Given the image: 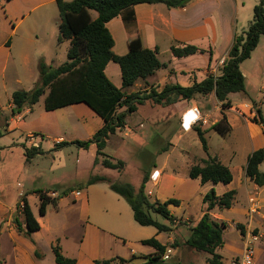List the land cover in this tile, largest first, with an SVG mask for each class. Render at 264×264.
<instances>
[{"label": "crops", "instance_id": "crops-1", "mask_svg": "<svg viewBox=\"0 0 264 264\" xmlns=\"http://www.w3.org/2000/svg\"><path fill=\"white\" fill-rule=\"evenodd\" d=\"M219 1L192 0L184 7L171 8L162 3H143L134 7V25L127 27L121 15L110 20L107 27L115 41L113 46L115 54H126L129 51V41L139 35L144 47L158 49L157 56L161 63L166 65L147 78L139 79L133 85L123 88L121 67L118 63L110 61L105 68L107 77L129 95L136 92H150L153 89L159 93L168 85L179 84L189 87L195 82H201L209 74L218 75L222 62L233 45L235 34L238 33L234 23L235 15L228 14L227 8ZM54 3H57L56 0H0V6L5 14L4 21L0 24V83L4 88L11 79L19 85V90H28L34 79L32 65L39 63L41 55H47L46 47L48 53H56L62 44L65 45L55 67L68 60L70 41L65 39L59 42L58 40L60 15L59 9L57 12L52 10ZM93 12L92 16L96 18L97 12L96 16ZM54 20L57 26L55 31L51 25ZM8 41L10 44H7ZM172 45H195L203 50L197 52L202 55V58L194 59L197 53L176 57L171 51ZM162 53L164 57L161 56ZM258 64V72L264 74V55L258 57ZM242 73L247 79L246 74L243 71ZM172 96L175 98L173 101H177L174 104H166L165 100L162 103H155L152 99H146L137 109V112L142 113L143 118L148 120L159 115L155 118L157 124H163L161 123L163 121L174 123L175 138L171 148L163 146L157 148L156 159L151 161V166L147 170L149 178L146 185L150 184L148 187L145 186V191L150 201L165 202L171 198L177 199L179 204H169L168 208L176 218L186 221L187 227L190 228L199 222L207 209V204L204 202L207 192L215 189L216 194L221 196L227 191L235 190V199L230 208L215 206L210 210V214L217 222L226 223L223 238L225 230L236 228L240 232L242 243L227 245L224 238V245L218 249V252L222 255L224 263L230 264L233 259L242 254L244 246V234L237 225L243 224L245 232L257 227L261 230L259 231L261 238L257 243L254 264H264V186L261 188L247 177L246 164L241 167L238 176L229 166L233 172V180L228 184H214L211 181L202 183L199 177L191 178L189 176L191 166L202 163V160L208 159L209 156L205 151V155L191 154L190 144H182L181 140L190 132H196L194 125L202 126L203 123L202 128L206 131L209 151L210 139L216 132L213 126L220 119L210 121L211 114L201 110L203 106L200 105L199 96L184 99L177 92H173ZM0 106L2 107L1 104ZM241 106L251 109V105L247 102ZM39 108L37 113L32 106L18 114H12L5 124V130L8 133L18 130L19 135L32 140L33 147L35 145L40 147L41 144L36 139L38 136L47 137L55 143L67 140L69 142L88 140L104 125V120L83 103L50 111L44 106ZM194 109L199 111V119L196 121L194 119L189 125V120L185 121L184 117L187 113L194 114ZM121 111H125V107H122ZM128 118L129 116L126 118V124L130 121ZM252 118L230 117L227 121L231 126L229 133H232L236 123L243 120L250 139L260 141L255 147L256 150L264 147V131L262 126ZM140 126L144 127L142 121ZM163 132V129H158L153 133L156 134L159 142H164ZM31 134L34 136L30 137ZM151 135L152 133L147 135L148 138ZM176 145L180 146L185 159L180 166L177 163L169 166L170 155L175 152ZM89 148L94 155L97 153L96 144H92ZM165 153L166 157L158 164L159 157ZM53 154L54 157H58L62 155V152L54 151ZM212 157H217L222 163L227 159L222 152L213 154ZM61 163L65 164L59 160L57 165ZM97 165L100 168V172L97 173L99 175H105L114 181H117V175L123 176L121 171L120 173L117 172L118 170L106 169L101 163ZM261 165L259 168L264 171ZM89 178L83 180L79 188H70V192L66 195L59 194L57 190H46L45 192L56 199V205L49 204L45 215H36L32 209L40 228L31 232L29 238L19 231L15 217L4 220L2 216L0 217L2 236L7 233L10 238L11 264H59L55 260L53 249L56 243L60 245L66 257L76 259V264H95L96 260H112L113 264L117 261L124 264H148L149 258L157 253L154 246L143 243V240L150 238H156L163 245H167V248L174 249L170 259L180 255L179 264H182L181 261H188L185 254L186 251H191L187 245H170L177 240L179 233L169 234L164 241L163 232H159L155 226H143L135 220L129 203L124 197L114 192L109 183L97 182L88 185ZM77 191L81 194L77 195ZM243 193L244 203L241 204L239 198ZM194 207L198 211L196 218L192 217ZM181 210H183L182 215L179 214ZM20 222L22 229L27 231L25 220ZM0 242L1 259L3 251L2 241ZM227 247L229 248L227 252H223ZM36 248L43 254L42 258L36 257ZM190 263L202 262L191 260ZM1 264H7V262L4 261Z\"/></svg>", "mask_w": 264, "mask_h": 264}, {"label": "trees", "instance_id": "trees-1", "mask_svg": "<svg viewBox=\"0 0 264 264\" xmlns=\"http://www.w3.org/2000/svg\"><path fill=\"white\" fill-rule=\"evenodd\" d=\"M192 0H56L60 15L59 42L65 39L70 41L68 49V60L58 67L49 65L43 60L39 62L40 79L36 86L30 90H17L12 95L13 114L22 112L27 107L36 104L40 97L47 92L44 107L46 110H55L71 104L83 103L91 108L103 120L104 125L92 138L88 140H75L70 143L88 149L92 144H96L98 156L103 155L101 164L105 168L113 170H123L124 162L116 161L113 157L103 152L107 140L115 134L117 129L126 125V118L129 114L136 112L138 106L146 99H152L155 103L166 104L171 102V94L177 92L184 99L194 98L197 94H214L222 106L231 107L229 95L235 92L246 91V79L241 71L240 65L250 58L252 52L257 47L260 37L264 35V0H259V4L254 7V17L249 23L248 29L242 33H236L234 42L225 58L218 75L209 74L201 82H195L189 87L179 84L168 85L161 92L154 89L150 92H136L126 94L123 88L133 85L139 79H145L155 73L157 69L166 65L161 63L157 54L158 49H149L143 46L141 37L138 35L129 41V51L124 55H117L113 51L114 38L107 27V23L113 18L121 15L127 27L134 25V7L138 4L162 3L167 7H184ZM97 12V17L92 16V12ZM10 44V41L7 42ZM171 51L176 57L188 56L203 50L195 45H172ZM110 61L118 63L121 67L123 88L117 87L106 75L105 68ZM148 92V93H147ZM125 107V111L121 108ZM222 118L216 122L213 128L221 135L226 136L231 129L227 121V116L222 112ZM253 121L260 124L264 131V118L261 109L258 108L253 116ZM193 128L198 133L203 149L208 153V142L206 131L194 125ZM66 144V141L56 143V149ZM35 152L40 153V147H33ZM165 150V149H164ZM27 155H31V150L27 148ZM264 163V147L253 151L247 160L245 172L258 186H264V171L260 170V165ZM191 178H200L202 183L208 181L228 184L233 180V172L229 166L222 163L217 157L209 156L203 159L202 163L191 166L189 170ZM149 173L144 174L142 184L138 191L129 183H120L105 175H93L87 184L97 182H108L110 188L124 197L131 206L135 220L143 226H155L159 232L171 229L169 225L160 223L152 213H159L171 224L177 218L169 208V204L178 205L177 199L171 198L165 202L150 201L145 185L148 181ZM70 190H66L62 195H66ZM235 190H230L221 196L216 194L215 189H211L204 196L207 209L201 216L199 222L190 227V233L185 240V244L196 251L209 254V264H225L218 249L224 245L223 230L226 223H219L214 220L210 210L215 206L220 208H230L235 199ZM40 206L39 214L45 215L49 204L56 205V199L52 198L48 192H39ZM21 208L26 223L27 231H24L19 218L15 217L17 228L26 237H30L31 232L40 228L28 199L23 195ZM237 227L245 233L243 225ZM144 244L152 245L157 249V253L149 258L148 264H162V256L167 249L156 238L143 240ZM178 246V245H177ZM55 260L59 264H76V259L66 257L58 243L53 246ZM35 255L42 258L43 254L36 248ZM1 263V259H0ZM95 264H113L112 260H96Z\"/></svg>", "mask_w": 264, "mask_h": 264}, {"label": "rangeland", "instance_id": "rangeland-1", "mask_svg": "<svg viewBox=\"0 0 264 264\" xmlns=\"http://www.w3.org/2000/svg\"><path fill=\"white\" fill-rule=\"evenodd\" d=\"M220 2H222V5L227 8L228 14L235 15L234 23L238 28V33H242L248 29L249 23L254 17V7L259 4V0H220L219 3ZM57 9V3H54L52 5V10L57 12ZM93 15L96 16V12H93ZM4 17V10H2L0 6V24L4 21ZM51 25L55 31L57 27L55 25V20L51 22ZM260 39L259 45L257 49L252 52L251 57L243 61L240 65L241 70L247 77L246 91L235 92L229 95L232 104L231 107L224 108L214 94L196 95L201 99L200 105L203 106V109L201 108V110H206L208 114H211L209 117L210 121L221 119L223 111L227 116V119L230 117L250 119L256 114L258 106L261 109L264 118V74L260 71L258 72L259 69L257 70V67L259 66L258 57L264 55V35H262ZM64 46L65 45L62 44L61 47L57 49L56 53H48L46 47L47 55H41L40 60L55 67L56 62H58L57 60L61 58V52L64 50ZM161 56L164 57V54L162 53ZM194 57V59L200 60L202 55L197 53ZM32 69L34 71V79L29 89L26 91L32 90L40 79L39 63H34ZM17 90H19V85L12 82L11 79L8 80L5 88L0 83V104L2 105V107L0 106V217L2 216L3 220L16 217L24 221L20 203L23 195L28 199L34 213L39 215L40 191L45 192L46 190L51 189L57 190L59 194H63L70 188H79L83 180L100 172V168L97 164L102 162L101 160L104 156L99 155V161L96 163V154L94 155V153H91L90 148L88 152L87 149L70 143L67 140L66 144L59 149H56L55 142L49 140L47 137L39 136L36 137V139L37 142L41 144V151L39 153L38 149V152L34 153V150L32 149L33 142L32 140H29V137L25 139L22 135L18 134V130L9 133L5 130V124L13 114L12 109L14 104L12 103V95ZM46 96L47 92L44 93L39 101L33 105L36 113L39 111V107L44 106ZM171 99V104L177 102L175 100L173 101V99H175L173 96ZM244 102L249 103L251 109L241 106ZM9 104L12 105L10 106ZM164 115H166V113ZM158 116L154 117L157 118ZM155 118L151 120L145 119L143 118L142 113L137 111L129 114L128 120L130 121L127 123L128 125L126 124L125 127L117 129L116 133L111 135L108 143H106V146L103 149V152L109 154L110 157H113L115 162L119 160L124 162V168L121 170L123 176L117 175V181L120 183L131 184L136 191L139 190L144 174L151 166V161L156 159L157 148L162 146L171 148V144H173L175 138L173 135L174 123L171 121H163L161 122L163 124H157V119ZM141 121L143 122L144 127L140 126ZM201 125L203 126V123ZM244 125L245 122L243 120L237 122L232 133H229L226 137L214 129L216 132L213 133L209 142L210 150L208 151V156L222 152L225 158H227L223 160V162L232 168L236 176L241 172V167L245 166L252 150H255V147L258 146V143L260 142L259 139L254 141L250 139ZM196 126L198 125L196 124ZM202 126L198 127L203 129ZM156 128L164 130V142H159L156 138V134H153L154 132H157L158 129ZM126 133L129 134L126 135ZM150 133H152V135L148 138L147 135ZM197 135L198 133L194 131L190 132L188 136L182 138V144H190L191 154L197 156L205 155L204 149H202ZM33 136L34 134L30 135V137ZM28 141L30 143H28ZM35 147L38 146L35 145ZM27 148L31 150L30 156L27 155ZM54 151H61L62 155L54 157ZM174 151L175 152L170 155L168 165L171 166L173 163H177L180 166L185 159V155L182 154L181 148L178 145H176ZM165 157L166 153L160 156L158 164H160ZM59 160L65 164L61 163L57 165ZM261 169L264 170V164L261 165ZM106 172H108V170H106ZM117 172L120 171L118 170ZM148 185L145 186L148 187ZM239 201L241 204L244 203V193L240 196ZM182 213L183 210L179 212L180 215H182ZM197 213V208H192L193 218L197 217ZM152 216L160 223L171 227L170 230L163 231L162 237L164 241L169 234L177 235L179 233L177 240L170 245L177 246L178 244H185L183 243L184 239H187L190 233V228L187 227L188 223L186 221L177 218L174 220V223L171 224L170 221L159 213H152ZM212 218L214 219V217ZM251 230L261 232L257 227ZM2 234L3 233L0 231V241H2L3 251L1 262L3 263L5 261L7 264H11L12 262H10L9 259L11 251L10 238L7 233L3 236ZM224 238L227 245H240L242 243L240 232L236 228H228L225 230ZM187 248L191 252L186 251L185 256L188 258V261H181L182 264H193L190 263L191 260L202 262L200 264H207V253L196 251L189 246H187ZM228 249V247L225 248L223 252H227ZM179 256L180 255L165 260L162 264H179ZM115 264L124 263L117 261Z\"/></svg>", "mask_w": 264, "mask_h": 264}, {"label": "built area", "instance_id": "built-area-1", "mask_svg": "<svg viewBox=\"0 0 264 264\" xmlns=\"http://www.w3.org/2000/svg\"><path fill=\"white\" fill-rule=\"evenodd\" d=\"M194 114L199 115V111L197 109H194ZM197 119H199V117H197L195 121ZM80 194L81 192L77 191V195ZM244 234V246L242 254L239 257L233 259L230 264H254L255 262L257 243L261 238V233L258 231L249 230ZM173 252L174 249L172 247H168L162 256V260H169Z\"/></svg>", "mask_w": 264, "mask_h": 264}, {"label": "bare ground", "instance_id": "bare-ground-1", "mask_svg": "<svg viewBox=\"0 0 264 264\" xmlns=\"http://www.w3.org/2000/svg\"><path fill=\"white\" fill-rule=\"evenodd\" d=\"M197 117H198V115H195V114H193V112H191V113H187L186 116H185L184 118H185V121L189 120L188 122H189V125H190V123H191L194 119H196ZM184 125H185V124H184ZM189 125L187 126L188 129H189ZM185 126H186V125H185Z\"/></svg>", "mask_w": 264, "mask_h": 264}]
</instances>
